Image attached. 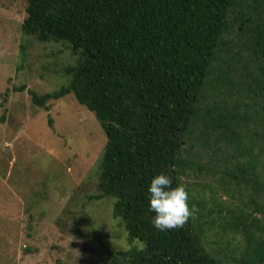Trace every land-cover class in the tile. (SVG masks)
Masks as SVG:
<instances>
[{
  "label": "trees",
  "instance_id": "trees-1",
  "mask_svg": "<svg viewBox=\"0 0 264 264\" xmlns=\"http://www.w3.org/2000/svg\"><path fill=\"white\" fill-rule=\"evenodd\" d=\"M88 2L25 0L19 29L81 51L66 85L26 92L44 111L72 94L104 134L91 198L113 199L126 240L146 247L104 246L103 264H264V0H202L190 18L183 0ZM24 88L0 93V120ZM158 174L198 209L182 228L152 223ZM189 176L225 199L206 201Z\"/></svg>",
  "mask_w": 264,
  "mask_h": 264
},
{
  "label": "rangeland",
  "instance_id": "rangeland-1",
  "mask_svg": "<svg viewBox=\"0 0 264 264\" xmlns=\"http://www.w3.org/2000/svg\"><path fill=\"white\" fill-rule=\"evenodd\" d=\"M109 1L88 5L96 10ZM183 2L190 18L202 0ZM24 3L0 0V93L25 87L9 93L0 120V264H103L104 246L140 242L126 240L110 213L113 199L91 198L105 140L91 113L70 93L47 101V111L30 101L26 90L40 96L66 85L65 68L82 54L66 41L38 42L21 32ZM186 184L206 201L211 191L225 199L212 179L189 176Z\"/></svg>",
  "mask_w": 264,
  "mask_h": 264
},
{
  "label": "clouds",
  "instance_id": "clouds-1",
  "mask_svg": "<svg viewBox=\"0 0 264 264\" xmlns=\"http://www.w3.org/2000/svg\"><path fill=\"white\" fill-rule=\"evenodd\" d=\"M171 185L172 180L168 176L158 174L151 179L148 188L150 210L155 213L152 223L160 231L182 228L198 211L195 205L189 208L188 192L184 185ZM145 247L144 243H139L138 250ZM124 250L129 249L125 247Z\"/></svg>",
  "mask_w": 264,
  "mask_h": 264
}]
</instances>
